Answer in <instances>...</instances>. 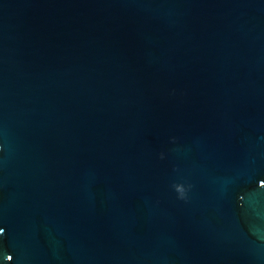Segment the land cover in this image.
I'll use <instances>...</instances> for the list:
<instances>
[{
	"label": "water",
	"instance_id": "1",
	"mask_svg": "<svg viewBox=\"0 0 264 264\" xmlns=\"http://www.w3.org/2000/svg\"><path fill=\"white\" fill-rule=\"evenodd\" d=\"M0 264H264V0H0Z\"/></svg>",
	"mask_w": 264,
	"mask_h": 264
}]
</instances>
